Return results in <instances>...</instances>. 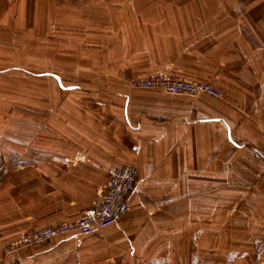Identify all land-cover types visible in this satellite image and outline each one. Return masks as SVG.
I'll return each instance as SVG.
<instances>
[{
  "label": "crops",
  "instance_id": "0c3cea01",
  "mask_svg": "<svg viewBox=\"0 0 264 264\" xmlns=\"http://www.w3.org/2000/svg\"><path fill=\"white\" fill-rule=\"evenodd\" d=\"M32 1L0 0V30L35 16ZM54 33L110 51L54 57L72 71L46 73L52 115L17 129L0 110V264H264V0H54ZM159 72L222 98L131 88ZM122 165L138 182L114 225L4 253L79 219Z\"/></svg>",
  "mask_w": 264,
  "mask_h": 264
},
{
  "label": "rangeland",
  "instance_id": "374dc122",
  "mask_svg": "<svg viewBox=\"0 0 264 264\" xmlns=\"http://www.w3.org/2000/svg\"><path fill=\"white\" fill-rule=\"evenodd\" d=\"M30 4L33 9H38L35 16L27 21L13 19L9 31L0 30V57L6 58L4 65L0 63V110L4 109L7 118L18 123L13 126L17 129L24 116L34 115L31 110H42L44 114L47 112L45 115L48 116L54 113V80L47 77L46 73L61 71L64 67H69L66 71H72L64 61L59 63V60L54 64V57L75 58L78 61L84 52L98 57L110 51L107 48L99 49L98 46H93L95 49L91 48L92 52L84 50L85 46H89V42L92 41L93 44L98 41L97 36H89L90 41L88 38L71 40L68 47L60 44V37L54 33V0L32 1ZM12 6L18 8L19 3L15 1ZM262 227L260 226L261 229Z\"/></svg>",
  "mask_w": 264,
  "mask_h": 264
},
{
  "label": "built area",
  "instance_id": "2783aa9c",
  "mask_svg": "<svg viewBox=\"0 0 264 264\" xmlns=\"http://www.w3.org/2000/svg\"><path fill=\"white\" fill-rule=\"evenodd\" d=\"M130 86L135 90H160L174 96L197 97L207 94L214 98H222L221 90L211 83L190 81L165 73L134 78L130 81ZM33 165L32 160H26L20 162L18 167L27 168ZM137 182L136 167L131 165L114 167L109 172L105 191L98 202L86 210L79 219L48 225L25 234L9 244L4 253L11 254L25 248L44 245L67 235L85 237L111 227L130 212L128 198Z\"/></svg>",
  "mask_w": 264,
  "mask_h": 264
}]
</instances>
